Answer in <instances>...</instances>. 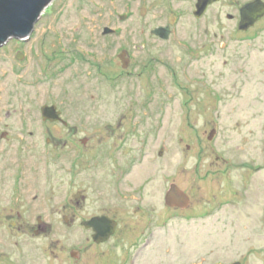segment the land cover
I'll list each match as a JSON object with an SVG mask.
<instances>
[{
    "label": "rangeland",
    "instance_id": "obj_1",
    "mask_svg": "<svg viewBox=\"0 0 264 264\" xmlns=\"http://www.w3.org/2000/svg\"><path fill=\"white\" fill-rule=\"evenodd\" d=\"M195 1L52 0L0 46V264H264V15Z\"/></svg>",
    "mask_w": 264,
    "mask_h": 264
},
{
    "label": "water",
    "instance_id": "obj_2",
    "mask_svg": "<svg viewBox=\"0 0 264 264\" xmlns=\"http://www.w3.org/2000/svg\"><path fill=\"white\" fill-rule=\"evenodd\" d=\"M52 0H0V46L6 43L9 38L26 39L33 29L37 19L40 17L45 8ZM218 0H197L195 4L196 17L200 16L206 7ZM264 15V1L253 0L247 2L240 7V20L238 28L246 30ZM171 18L169 24L173 22ZM105 33L111 30L105 28ZM169 27L158 26L151 30V33L167 39L169 35ZM123 65L126 61L120 55ZM43 119L50 121L60 120V112L54 105H44L41 107ZM210 133L209 138L212 136ZM165 202L168 206H178L184 208L188 205L189 199L187 195L181 191L176 184H171L166 195ZM82 225L92 229L94 232L93 240L96 243L106 241L113 233L116 227L115 220L107 216H95L88 221H83Z\"/></svg>",
    "mask_w": 264,
    "mask_h": 264
},
{
    "label": "flooded vegetation",
    "instance_id": "obj_3",
    "mask_svg": "<svg viewBox=\"0 0 264 264\" xmlns=\"http://www.w3.org/2000/svg\"><path fill=\"white\" fill-rule=\"evenodd\" d=\"M196 2H197V0L195 1V4H196ZM217 2H219V0L216 1V2H214V3H212V4H210V5H208V6L206 7L205 11L208 9V7H210L211 5H213V4L217 3ZM195 4H194V6H195ZM244 4H245V3H244ZM244 4H243V5H244ZM195 10H196V8H195ZM195 10L193 11V14H194ZM205 11H204V12H205ZM204 12H203V13H204ZM238 12H239V16H238V17H239V18H238V23H239V20H240V7L238 8ZM203 13H202V14H203ZM194 15H195V14H194ZM195 16H196V15H195ZM263 17H264V16H263ZM170 18H172V17H170ZM170 18L168 19V24L165 25V26H162V27H166V26H168V27H169V30H170V25L172 24V23L169 24ZM259 20H260V19H259ZM259 20H258V21H259ZM258 21H256V22L254 23V25H252L251 27H249V28L246 29V30H240V29H239V30H240L241 32H245V33H246V31L250 30V28H252L253 26H255V24H256ZM238 23H237V24H238ZM170 32H171V30L169 31V35H168L167 39H168L169 36H170ZM215 36H216V35H215ZM161 39H162V38H161ZM164 40H166V39H164ZM223 45H224V44H221V46H223ZM190 51H191V50H190ZM121 53L124 54L123 51H122ZM123 59L126 61V63L128 62V58H126L125 56H123ZM120 62H122L121 59H120ZM126 63H125V64H126ZM122 64H123V63H122ZM60 118H61V117H60ZM61 122L63 123V126H65V127H66V125L68 124V123H66V121L63 120V119H61ZM212 131H213V133H214L215 130L212 129L211 132H212ZM84 141H85V140H84ZM84 141H83V142H84ZM217 159H218V158H217ZM225 163H226V159L223 158V164H225ZM171 184H174V183H170L169 186H170ZM163 202L166 204V202H165V197H164V201H163ZM166 205H167V204H166ZM167 207H172V206H168V205H167ZM145 211H147V209H144V210H142V212L138 213L139 211L137 210V213H138V215L142 216L143 213H145ZM151 215H154V214H151ZM146 218H149V219H152V220H153V218H152L151 216H148V215H147V217H145V219H146ZM156 218H157V217H156ZM158 218H160V217L158 216ZM158 218H157V219H158ZM37 222L39 223V228H42V225L40 224L41 219H38ZM147 222H148V219L145 221V223H147ZM81 224H82V222H81ZM148 224H149V223H147V225H148Z\"/></svg>",
    "mask_w": 264,
    "mask_h": 264
}]
</instances>
